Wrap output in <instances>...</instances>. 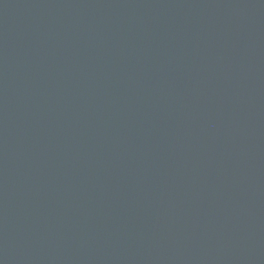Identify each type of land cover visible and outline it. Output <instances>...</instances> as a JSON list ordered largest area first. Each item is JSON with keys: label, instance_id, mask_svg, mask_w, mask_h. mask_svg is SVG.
Masks as SVG:
<instances>
[{"label": "water", "instance_id": "water-1", "mask_svg": "<svg viewBox=\"0 0 264 264\" xmlns=\"http://www.w3.org/2000/svg\"><path fill=\"white\" fill-rule=\"evenodd\" d=\"M0 264H264V0H0Z\"/></svg>", "mask_w": 264, "mask_h": 264}]
</instances>
